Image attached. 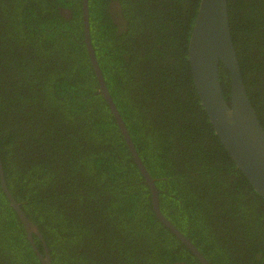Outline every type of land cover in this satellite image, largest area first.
Masks as SVG:
<instances>
[{"label": "trees", "instance_id": "obj_1", "mask_svg": "<svg viewBox=\"0 0 264 264\" xmlns=\"http://www.w3.org/2000/svg\"><path fill=\"white\" fill-rule=\"evenodd\" d=\"M112 1L114 14L109 0H87L90 43L161 213L210 264H264V200L214 133L186 59L199 0ZM80 6L0 0L5 184L37 226L51 264H199L153 214L99 92ZM226 9L264 131V0H226ZM218 73L229 103L227 70L219 65ZM0 264H40L1 189Z\"/></svg>", "mask_w": 264, "mask_h": 264}, {"label": "water", "instance_id": "obj_2", "mask_svg": "<svg viewBox=\"0 0 264 264\" xmlns=\"http://www.w3.org/2000/svg\"><path fill=\"white\" fill-rule=\"evenodd\" d=\"M83 42L99 92L106 103L124 144L146 183L151 209L155 218L196 258L199 264H210L199 250L160 211L158 191L154 179L141 162L129 137L124 122L105 86L90 43L87 0H80ZM186 59L194 89L208 122L234 165L240 170L253 190L264 200V131L248 100L231 41L226 0H199L186 44ZM219 65L229 79V103L222 95ZM0 189L18 218L31 250L40 264H51L45 242L37 226L23 213L10 194L4 180L0 161ZM36 236L42 244L40 253L32 240Z\"/></svg>", "mask_w": 264, "mask_h": 264}, {"label": "flooded vegetation", "instance_id": "obj_3", "mask_svg": "<svg viewBox=\"0 0 264 264\" xmlns=\"http://www.w3.org/2000/svg\"><path fill=\"white\" fill-rule=\"evenodd\" d=\"M108 7L110 8L109 9V12L111 13V14H114V13H116V11L114 10L115 9V6H114V1H112V0H109V2H108ZM115 22H117L118 21V19L116 18V20L115 19H113Z\"/></svg>", "mask_w": 264, "mask_h": 264}]
</instances>
